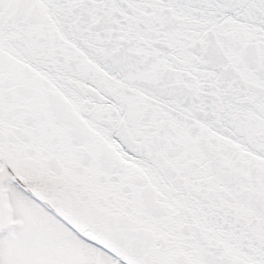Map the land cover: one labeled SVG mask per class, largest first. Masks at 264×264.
I'll return each instance as SVG.
<instances>
[{
    "label": "snow or ice",
    "instance_id": "obj_1",
    "mask_svg": "<svg viewBox=\"0 0 264 264\" xmlns=\"http://www.w3.org/2000/svg\"><path fill=\"white\" fill-rule=\"evenodd\" d=\"M0 264H264V0H0Z\"/></svg>",
    "mask_w": 264,
    "mask_h": 264
}]
</instances>
